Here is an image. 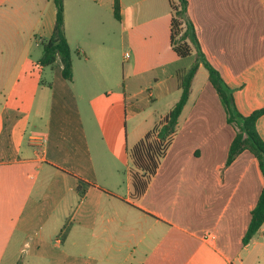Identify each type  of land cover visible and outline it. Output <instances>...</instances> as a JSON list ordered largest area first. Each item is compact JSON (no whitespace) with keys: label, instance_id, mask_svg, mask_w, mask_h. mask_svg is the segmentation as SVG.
Returning a JSON list of instances; mask_svg holds the SVG:
<instances>
[{"label":"crops","instance_id":"crops-1","mask_svg":"<svg viewBox=\"0 0 264 264\" xmlns=\"http://www.w3.org/2000/svg\"><path fill=\"white\" fill-rule=\"evenodd\" d=\"M115 2L63 0L69 43H90L72 52L67 80L60 57L49 66L32 59L53 34L56 0H0V264H264V224L244 242L264 174L248 150L227 164L236 128L203 63L144 194H133L131 168L122 195L109 164L98 163L90 122L119 157L130 125L135 144L172 109L143 126L129 85L114 98L93 83L104 70L93 59L120 41L132 58L125 77L154 72L147 97L162 103L179 91L178 102L176 74L197 55L172 47L170 0H119V19ZM188 14L237 110H264V0H188ZM106 16L122 26L121 39L116 27L103 32ZM256 124L264 139V113Z\"/></svg>","mask_w":264,"mask_h":264},{"label":"trees","instance_id":"trees-1","mask_svg":"<svg viewBox=\"0 0 264 264\" xmlns=\"http://www.w3.org/2000/svg\"><path fill=\"white\" fill-rule=\"evenodd\" d=\"M56 3L58 8L56 24L51 38L43 42V56L40 62L43 66H49L56 62L57 57H60L64 78L72 80L74 67L72 49L65 30L64 3L63 0H56ZM170 6L172 12L171 44L174 51L181 58L191 56L194 51L197 52V55L190 68L180 69L176 74L182 94L174 108L162 117L158 126L148 131L130 149L133 194L135 196H141L148 189L152 177L156 174L166 154L169 142L177 132L179 117L189 99L192 83L200 63H203L208 69L209 80L220 96L228 122L236 128V136L228 152L227 164H231L240 153L248 150L258 158L264 174V139L260 136L256 124L264 110H256L250 115H243L237 110L232 88L208 61L201 49L196 28L188 14V0H170ZM115 16L120 18L119 0L115 2ZM184 25H186L185 28ZM251 214L250 226L244 237L245 243L250 242L264 224V186Z\"/></svg>","mask_w":264,"mask_h":264},{"label":"rangeland","instance_id":"rangeland-1","mask_svg":"<svg viewBox=\"0 0 264 264\" xmlns=\"http://www.w3.org/2000/svg\"><path fill=\"white\" fill-rule=\"evenodd\" d=\"M80 27L85 28L84 24L81 25ZM99 26L96 25L95 20L92 24V28H98ZM104 31H107V29L115 28V34L119 39H121L122 36V31L120 24L114 20V17H108L106 16V21H105V26H101ZM186 25H184V28ZM89 28V27H86ZM109 46L115 45V43L109 41L107 43ZM119 44V49H117L115 52L111 53L112 55L107 56V57H100V58H94L93 63L97 65L102 66L104 69L101 74H94L92 75L94 78L93 83L102 90L104 88H108L109 91L114 92V98L118 96V93H122L123 90V82H125V85H129V88H126V91L129 92L130 96L128 101L131 103H135V105H139V111L140 114L136 118H134L136 121L139 123L142 122L143 126L144 124H148L149 122L153 120L159 121L161 119V116L166 114L168 110L173 109L174 106L176 105V100L179 98V91L171 96L162 101V103H155L154 100H151L148 96L150 89L149 85L153 81V78L155 76V73H145L142 75L141 79L139 82L132 83L129 77L124 74L123 71V66L126 67V72L128 71L129 65L131 64V60H128L129 58L126 57V50L123 49L122 44H120V41L118 42ZM71 48L73 55L78 56L79 50L83 48L85 45H90L89 41L87 43H78L74 40V37L72 36L71 40ZM79 49V50H78ZM111 49V48H110ZM43 56V47L42 46H35V50L32 53V59L34 62H37L42 58ZM81 57H84L82 55ZM127 60L130 62H127ZM189 59H192L189 57ZM188 61V60H185ZM79 66V65H78ZM77 66V67H78ZM79 69V68H78ZM80 70V69H79ZM97 70V69H96ZM98 71V70H97ZM99 73V71H98ZM162 73V72H161ZM127 74V73H126ZM154 75V76H153ZM202 77L199 76V80ZM80 82V75L78 77V83ZM125 89V88H124ZM136 92H140L138 94V100H136V96L134 97V94ZM177 98V99H176ZM88 109V107H86ZM135 109L136 107H132L131 110ZM133 118L131 119L130 124H133ZM88 126V122H86ZM91 127H90V135H91V141L92 145L94 147V151L97 152L98 156V163L101 161L109 164L110 169L109 172L111 171V175L113 176L110 177V180H112V177L116 181L117 184V189L118 192L122 195H127V176L129 173V169L132 166V161L129 156L130 154V149L132 148L134 144V137L137 136L136 133L134 134L132 131V125H130V133L127 137V147H128V152L121 151L119 153V157L114 155L112 149L109 146V143L105 141L104 136H103V130L101 129L99 123L92 121L90 122ZM142 130V129H141ZM141 130H138L140 132ZM125 149V148H124ZM100 161V162H99Z\"/></svg>","mask_w":264,"mask_h":264},{"label":"built area","instance_id":"built-area-1","mask_svg":"<svg viewBox=\"0 0 264 264\" xmlns=\"http://www.w3.org/2000/svg\"><path fill=\"white\" fill-rule=\"evenodd\" d=\"M126 57H128V58H129V53H127V54H126Z\"/></svg>","mask_w":264,"mask_h":264}]
</instances>
